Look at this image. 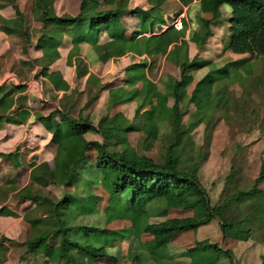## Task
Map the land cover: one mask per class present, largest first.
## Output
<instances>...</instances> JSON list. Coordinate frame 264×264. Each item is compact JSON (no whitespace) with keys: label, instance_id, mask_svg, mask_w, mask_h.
I'll list each match as a JSON object with an SVG mask.
<instances>
[{"label":"trees","instance_id":"16d2710c","mask_svg":"<svg viewBox=\"0 0 264 264\" xmlns=\"http://www.w3.org/2000/svg\"><path fill=\"white\" fill-rule=\"evenodd\" d=\"M58 1L34 0L31 20L19 9L17 0H0V11L12 7L16 15L6 19L0 14V32L19 39L25 56L30 58L32 49L40 52L41 56L33 60V68H41L37 79L44 78L43 87L50 94L64 93V101L78 92L51 69L61 60L62 47L71 46L67 66L75 69L77 81L88 77L87 87L100 85L101 79L89 72L83 58L86 46L92 48L91 58L104 64L129 55L139 59L127 68L123 85L109 91L107 101L109 108L132 103L138 107L133 120L120 112L96 126L82 114L75 118L64 107L50 116L28 107V86L24 82L0 86V126L39 121L57 146L54 167L48 162L33 163L30 183L22 189L17 185L16 173L24 164L23 152H0V160L6 161L10 169L0 185V217L19 218L9 206L16 201L31 203L36 211L46 212L39 218L27 213L24 216L33 229V237L26 242L28 254L46 258L45 264H100L109 260L112 264L124 260L130 264H171L168 248L172 241L184 233L198 234L214 221H219L226 239L248 243L257 241L259 234L264 238V190L260 188L264 183V159L252 187L225 191L226 196L216 206L200 180L203 160H194L190 141L191 133L207 123L213 112L229 106L230 86L238 83L246 88L252 82L254 67L264 61V0H176L182 12L173 13L174 17L166 9L169 0H147L149 8L133 6V0H82L78 16L62 17L57 14ZM224 7L230 16L223 19ZM184 8L187 17L182 18L183 27L177 29L174 22ZM127 18L137 22L131 31ZM188 18H196L198 23L192 33H188ZM219 20L230 26L231 36L223 42L224 51L249 55L253 64L245 60L218 66L201 54L190 57L191 43L201 53L205 51L213 24ZM32 23L40 26L34 28ZM162 59L179 68L180 78L167 76L161 80V88L150 78L149 70ZM242 65L244 76H239L236 67ZM204 69L207 75L190 95L188 88L194 74ZM236 77L240 79L235 81ZM94 96L97 98V94ZM189 105L195 109L185 122ZM141 129L146 149L164 138L166 146L159 160L127 144V134ZM90 133L100 135L103 141H90ZM92 152L96 160L91 159ZM183 161H191V166L184 168ZM235 176L232 170L225 187L235 184ZM96 185H101L109 196L108 207L102 212ZM51 188L61 190V196L51 194ZM171 209L192 211L193 217L168 219ZM96 216L97 223L87 222ZM116 220L129 221L131 227L108 229ZM144 235L152 239L143 242ZM8 241L0 229V250L8 251L4 245ZM124 241L131 242V252L120 256L117 243ZM256 245L253 242L251 247ZM184 256L189 264H223L224 260L226 264H238L232 250L209 239L199 238ZM260 259L264 264V254Z\"/></svg>","mask_w":264,"mask_h":264},{"label":"rangeland","instance_id":"374dc122","mask_svg":"<svg viewBox=\"0 0 264 264\" xmlns=\"http://www.w3.org/2000/svg\"><path fill=\"white\" fill-rule=\"evenodd\" d=\"M81 2L82 0H60L57 5L59 15L78 16L77 13ZM33 4L34 0H17L19 9L31 20ZM133 6L149 8V3L147 0H134ZM166 9L169 14L182 12V7L176 0H169ZM3 12L7 16L15 18V11L12 8ZM222 14L223 19L230 16V12L226 7L222 8ZM206 18L210 19L211 16L207 15ZM179 19L177 18L174 24L178 23ZM188 21L190 24L188 33H192L197 28L198 23L196 18H188ZM126 22L129 31L137 26V22L133 18H127ZM32 25L34 28L40 26L37 23H32ZM212 32L213 35L210 37L203 53L199 51L195 44H190L191 58L201 54L202 58L211 60L218 66L245 60H250L247 64L254 63V59L249 55H235L224 51L223 42L231 36L228 22L223 20L215 21ZM70 49L71 46L62 48L61 54H63L65 61L59 63V70L56 71L53 66L51 68L52 71L55 70L54 72L60 73L70 83L72 89L78 92L75 96L66 98V101H64L61 100L64 93L50 94L42 85L44 78L37 79L41 68H33V60L41 56L40 52L32 49L31 57L29 58L22 53L19 39L8 37L0 32V86L4 84L14 86V84L24 82L23 84L28 86V91L25 95L26 99H29L28 107L36 108L37 112L43 116H50L54 110L64 107L71 110L75 118L82 114L84 119L89 120L96 126L99 125L102 119L108 116L114 117L120 112L124 113L130 120H133L138 107L137 103L125 106L117 105L109 108L107 101L109 91L123 85L126 70L135 60L129 55L113 59L106 64L100 63L93 56L91 58L92 48L86 46L83 58L89 66V72L101 79L100 85L87 87L88 77L77 81L75 79V69L69 68L67 64L65 66ZM23 61L28 62V65H24ZM236 69L240 72L239 76H244L243 65L236 67ZM253 71L252 82L247 83L246 88H242L238 83L230 86V92L232 91V93L229 96V106L226 109L213 112L212 118L210 117L207 123L199 126L190 135V141L194 148V160L197 163L203 160L199 169L200 180L207 189L212 203L216 206L226 196L227 193L225 191L232 193L235 188L249 189L252 187L253 182L259 176L261 161L264 159V61H259ZM207 72L204 69L194 74V79L188 88L190 95L198 82L207 75ZM149 75L162 88L161 80L167 76L180 78V70L172 63L162 59L157 61L149 70ZM238 78L236 77L235 81H238ZM223 88L220 86L219 90H223ZM96 94L97 98L94 96ZM56 97L63 104L58 99H55ZM23 102L25 103V101ZM194 109L192 105L187 106L185 122L189 118L188 114L192 113ZM87 138L90 141H103V138L95 133L88 134ZM126 142L135 150L146 154L154 160H159L166 146L164 138H162V141L157 140L149 149H146L145 133L142 129L134 132L130 131L126 136ZM16 150H20L25 156L24 164L16 173L18 177L17 185L20 189L25 188L30 183V167L33 163L48 162L51 167L55 165L54 158L57 146L52 143V135L46 131L44 125L39 121L25 126L10 124L0 126V152L9 154ZM90 157L96 160L94 152L90 153ZM5 162L0 160V185L10 174L8 164ZM182 166L184 168L191 166V161H183ZM232 170L236 173L235 184L225 187L226 179ZM260 188L264 190V183L260 185ZM50 191L52 192L51 194L58 198L61 196V190L51 188ZM95 192L100 197L98 207L102 212L108 207L109 196L101 185L95 186ZM9 206L20 217L5 218L2 223L0 222L1 233L9 240L4 243L8 251L0 250V260L3 261V264H45L47 262L46 258L28 254L26 242L33 237V229L24 220L26 213L31 218H39L46 214L45 210L36 211L35 205L31 203L21 204L17 201L10 202ZM97 217L89 219L87 222L90 224L97 223ZM190 217H193L192 211L176 209L169 210L166 216L168 219ZM129 227H131V222L126 220H116L107 226L110 230H123ZM199 238L209 239L210 242L221 245L225 250H232L238 264H261L260 258L264 254V238L262 234L258 235L257 241L248 243L230 238L226 239L221 232L219 221H214L211 225L199 231L198 234L188 232L177 236L168 248L172 258L169 262L171 264H189L190 260L184 254L187 250L195 247ZM151 239L152 237L149 235L142 236L143 242ZM253 242L257 243L254 248L251 247ZM117 246L120 249V256H127L131 252L130 241L118 242ZM113 252L119 256L118 250ZM106 263L112 264L113 262L110 260L100 262V264ZM47 264L51 263L48 262ZM119 264H130V262L124 260ZM223 264H226L225 260Z\"/></svg>","mask_w":264,"mask_h":264},{"label":"crops","instance_id":"0c3cea01","mask_svg":"<svg viewBox=\"0 0 264 264\" xmlns=\"http://www.w3.org/2000/svg\"><path fill=\"white\" fill-rule=\"evenodd\" d=\"M134 1V0H133ZM60 2V0L56 3V10H57V14H58V16H60V17H62V16H64V15H66V14H63V15H59V13H58V9H57V5H58V3ZM148 2V1H147ZM198 2V0H196L195 1V3H197ZM9 8H12V7H8V8H6V9H4V10H1L0 11V14L3 16V17H5L6 19H14V17H11V16H7V15H5L4 14V12L3 11H7ZM80 8H81V5H80V7H79V11H78V13H77V15H79V13H80ZM13 10V9H12ZM186 13H187V8H184V10H183V13L180 15V16H178L177 18H186L187 16H186ZM69 15V14H68ZM16 16V15H15ZM73 16V15H72ZM168 17V16H167ZM170 17H174V14H171L170 15ZM62 48H65V47H62ZM62 48H61V53H62ZM68 51H69V49H67ZM69 54V53H68ZM62 55V58H61V60L60 61H58L57 62V64H55L54 66H53V69H54V67H55V69H56V71H58L59 70V63L60 62H62V61H65V59H64V56H63V54H61ZM40 57V56H39ZM68 57V56H67ZM132 57V56H131ZM133 58V57H132ZM134 59V58H133ZM135 60V59H134ZM137 60V59H136ZM134 61V62H137V61ZM67 62V61H66ZM66 64L67 63H65V66H66ZM69 68H71V67H69ZM72 69V68H71ZM55 71V70H54ZM67 81V80H66ZM68 82V81H67ZM69 83V82H68ZM70 84V83H69ZM43 85V84H42ZM24 204H26V203H24ZM5 218H10V217H0V222L2 223V221H4L5 220ZM204 229V228H203ZM200 231H202V229L200 230ZM201 239V238H200ZM203 239V238H202Z\"/></svg>","mask_w":264,"mask_h":264},{"label":"built area","instance_id":"2783aa9c","mask_svg":"<svg viewBox=\"0 0 264 264\" xmlns=\"http://www.w3.org/2000/svg\"><path fill=\"white\" fill-rule=\"evenodd\" d=\"M174 26L177 28V29H181L182 28V18L179 19L178 23H175Z\"/></svg>","mask_w":264,"mask_h":264}]
</instances>
